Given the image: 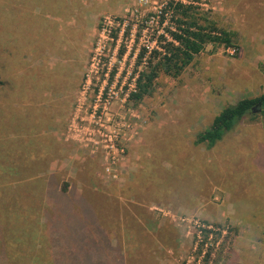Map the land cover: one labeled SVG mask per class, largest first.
Segmentation results:
<instances>
[{"label":"rangeland","instance_id":"rangeland-1","mask_svg":"<svg viewBox=\"0 0 264 264\" xmlns=\"http://www.w3.org/2000/svg\"><path fill=\"white\" fill-rule=\"evenodd\" d=\"M166 1L0 0V183L19 160L12 147L46 178L38 216L49 220L52 256L65 247L64 224V239L73 227L84 236L88 253H65L82 264H116L119 244L126 264H181L195 252L171 209L212 226L203 264H264V110L254 106L213 147L195 144L223 108L264 93V0H187L236 31L234 46L205 45L137 100L149 53L174 25L169 15L158 22ZM109 88L118 95L100 122L120 132L117 162L79 140ZM66 182L78 214L54 194Z\"/></svg>","mask_w":264,"mask_h":264},{"label":"trees","instance_id":"trees-1","mask_svg":"<svg viewBox=\"0 0 264 264\" xmlns=\"http://www.w3.org/2000/svg\"><path fill=\"white\" fill-rule=\"evenodd\" d=\"M159 15L161 24L164 23L165 16L169 15L174 25L172 29L166 30L170 38L157 42L156 48L149 53L148 70L141 71L136 81L137 89L133 92L137 100L152 93L153 82L160 73L178 76L205 45L213 43L229 48L234 46L237 36L236 31L220 26L214 19L208 18L202 7L192 1L167 0L161 6ZM2 25L4 29H12L8 22L4 24L1 21V27ZM146 54L147 51L143 50L140 58L143 59ZM3 83L0 79V86ZM254 106L264 110V93L257 97L243 98L236 104L223 108L215 115L211 125L197 134L195 144L213 147L226 132L232 130L247 114L252 113ZM12 149L20 157L11 167L12 174L7 175L5 179L6 186L0 183V264H82L78 256L73 259L65 256L66 252L88 253V245L83 244L84 236L78 227H73L70 230L71 235L67 234L66 239L64 233L68 231V226L63 224L58 227L60 235L56 240L61 244L65 243V247H60L59 256H52L54 245L50 236L49 220L41 222L44 213L38 216V210L44 208L47 197L50 198L47 191H39L42 189L40 184L46 178L34 172L32 166L26 162L25 156L21 159L23 153L19 149ZM5 187H8L9 191ZM67 189L66 182L60 189L55 187L54 194L56 191L61 206L68 203L69 210L78 214L71 201L66 198ZM88 209L87 214L90 216L95 208ZM93 214L97 215L95 211ZM117 257L116 264H126L121 244L118 245Z\"/></svg>","mask_w":264,"mask_h":264},{"label":"built area","instance_id":"built-area-1","mask_svg":"<svg viewBox=\"0 0 264 264\" xmlns=\"http://www.w3.org/2000/svg\"><path fill=\"white\" fill-rule=\"evenodd\" d=\"M164 4L165 3H163L162 6ZM159 10L157 16L160 18ZM167 16L168 15L165 16V20ZM117 95L118 93L113 90V88H109V90L104 93L102 91L99 92L97 95V101L104 100V102L103 108L101 110H99L97 104L95 105V110L92 113L95 126L91 128V124H88L86 123V120H83L79 127L82 129L81 133H83V136H80L79 140L82 141L86 147H90L93 151L100 150L101 153L107 158L111 157L112 162H117L115 161L116 156L123 154L125 149L119 146V139L121 138L120 132L117 129L109 131L104 130L106 128L104 127V124L100 122V120L101 117L107 113L108 103ZM105 171L107 173H112L110 170V164H107ZM164 212L176 222L177 226L188 227L187 236H190L189 238H191L193 241L194 252H200L197 256H195V253H192L191 255L183 258L181 264H203L208 247V240H205V230L211 229L212 226L205 224L201 218H198L193 214L189 215L186 212H173L171 209L165 210ZM211 237L212 233H210L209 239H211ZM209 264H212V261Z\"/></svg>","mask_w":264,"mask_h":264}]
</instances>
